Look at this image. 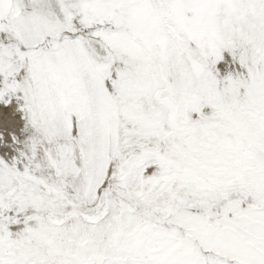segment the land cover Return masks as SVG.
I'll list each match as a JSON object with an SVG mask.
<instances>
[{"label":"snow or ice","instance_id":"obj_1","mask_svg":"<svg viewBox=\"0 0 264 264\" xmlns=\"http://www.w3.org/2000/svg\"><path fill=\"white\" fill-rule=\"evenodd\" d=\"M0 264H264V0H0Z\"/></svg>","mask_w":264,"mask_h":264}]
</instances>
